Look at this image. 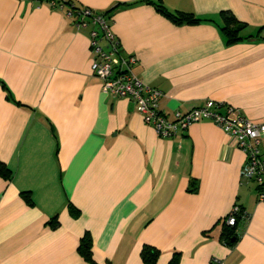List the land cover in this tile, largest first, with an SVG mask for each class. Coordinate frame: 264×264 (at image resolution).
Instances as JSON below:
<instances>
[{"label": "crops", "instance_id": "1", "mask_svg": "<svg viewBox=\"0 0 264 264\" xmlns=\"http://www.w3.org/2000/svg\"><path fill=\"white\" fill-rule=\"evenodd\" d=\"M63 1L110 10L121 52L162 92L166 116L213 100L264 123V30L227 46L219 17L229 11L248 26L242 35L255 34L264 0ZM158 3L211 21L177 26ZM91 59L87 33L63 11L0 0V161L13 173L0 179V264H90L77 252L85 232L94 264H142L143 245L160 251L156 264L174 253L179 264H264V202L241 182L245 154L210 121L158 138L130 100L101 91ZM234 205L248 220L230 248L219 236Z\"/></svg>", "mask_w": 264, "mask_h": 264}, {"label": "built area", "instance_id": "2", "mask_svg": "<svg viewBox=\"0 0 264 264\" xmlns=\"http://www.w3.org/2000/svg\"><path fill=\"white\" fill-rule=\"evenodd\" d=\"M26 1L40 4L38 0ZM45 4L63 11L76 30L87 33L92 54L91 74L99 80L104 94L133 102L144 123L153 129L158 138H174L184 134L191 125L202 121L212 122L245 154V164L240 172L241 182L252 183L259 188L256 199L264 202V156L260 151L264 142V123H254L239 110L213 100L185 112L176 111L172 117L166 116L160 110L162 92L148 86L135 74L136 57L121 52L108 15L88 7L66 6L63 2L49 1ZM238 215L246 223L248 214L241 213L235 205L225 218V224L235 226Z\"/></svg>", "mask_w": 264, "mask_h": 264}, {"label": "trees", "instance_id": "3", "mask_svg": "<svg viewBox=\"0 0 264 264\" xmlns=\"http://www.w3.org/2000/svg\"><path fill=\"white\" fill-rule=\"evenodd\" d=\"M40 4L47 3L49 1L54 2H63L66 6H72V2L70 1H63V0H38ZM74 5V4H73ZM156 11L162 15L167 20L171 21L173 24L179 25H196L200 24L205 21H211L209 19H201L193 14L190 13H183V12H170L168 11L161 3L154 4ZM110 10H108L105 15H108ZM220 17V31L224 38L225 44L227 46L234 45L239 42L243 41H250L254 39H262L261 33L264 30V26L257 29L255 34L250 35H242V32L248 28L245 23L238 21L234 15L229 11H223L219 14ZM94 77V76H93ZM97 79V78H96ZM98 80V79H97ZM3 89H6L4 85H2ZM7 99H10V96L7 94ZM129 100V99H128ZM133 103V102H132ZM17 105L22 106L20 103L16 102ZM186 132V131H185ZM53 137L55 139V156L58 153V142L55 132L53 131ZM13 178V173L9 167H7L3 162L0 161V179L4 181H11ZM252 184V183H249ZM196 182L193 180L190 181L189 188L187 192L192 193L196 191ZM253 185V184H252ZM259 188L254 187V192L257 193ZM20 197L25 202L26 205L33 207L34 203L32 200L31 193L29 191H22L20 192ZM67 209L69 215L73 219H77L80 216V212L71 204H67ZM241 212L243 209L240 207ZM58 220L56 217L51 218L47 222V226L54 230L58 227ZM242 225H244L243 221L241 220L240 215L237 216L236 224L233 227L225 225L224 221L221 227L220 232V241L227 247H233L237 240L239 239V230L242 229ZM77 252L80 257L87 263L94 264L92 260V238L88 232H85L83 236L80 238ZM140 257L142 264H156L158 258L160 257V251L156 248L143 245ZM180 255L179 253H174L169 260L168 264H179Z\"/></svg>", "mask_w": 264, "mask_h": 264}, {"label": "rangeland", "instance_id": "4", "mask_svg": "<svg viewBox=\"0 0 264 264\" xmlns=\"http://www.w3.org/2000/svg\"><path fill=\"white\" fill-rule=\"evenodd\" d=\"M234 206H235V205H234ZM234 206H233V207H234ZM237 206H238V207H239V209H240V206H239V205H237ZM233 207H232V208H233ZM240 212H241V210H240ZM243 212H244V211H243ZM243 212H241V213H243ZM229 213H230V212H229ZM228 215H229V214H228ZM228 215H227V216H228ZM227 216H226V217H227ZM226 217H225V218H226ZM225 218H224V220H223V221H224V223H225ZM244 224H245V223H244ZM225 225H226V224H225Z\"/></svg>", "mask_w": 264, "mask_h": 264}]
</instances>
